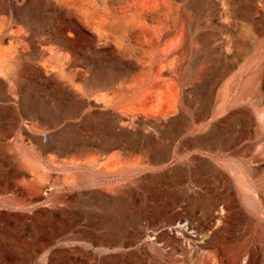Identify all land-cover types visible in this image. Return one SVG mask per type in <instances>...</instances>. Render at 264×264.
<instances>
[{"label":"rangeland","instance_id":"rangeland-1","mask_svg":"<svg viewBox=\"0 0 264 264\" xmlns=\"http://www.w3.org/2000/svg\"><path fill=\"white\" fill-rule=\"evenodd\" d=\"M172 1L176 128L143 39L98 36L155 0H0V264H178L222 229L210 264L264 262V0Z\"/></svg>","mask_w":264,"mask_h":264},{"label":"bare ground","instance_id":"bare-ground-1","mask_svg":"<svg viewBox=\"0 0 264 264\" xmlns=\"http://www.w3.org/2000/svg\"><path fill=\"white\" fill-rule=\"evenodd\" d=\"M174 6L176 5L173 3L172 0H155L154 7L150 9L149 11H142V10L130 9V8L126 10L125 8H123L121 11L123 15L120 17H116L112 20H108L106 23L102 24L100 28L101 31L98 35L100 39H103L106 41L110 39L119 40L122 43L124 50L131 49V48L137 49L134 45H132V43L137 42L139 38L143 39V42L140 44V49L143 52L147 60L148 66H149L148 70L144 69L143 71L150 72L152 75L155 76V80L153 82V86L155 88H161L164 84L167 83V86L172 89L173 94H174L173 105H171L169 111L167 112V116L160 114L157 117L151 118L150 120H148V122L151 124H156V122L158 121L167 120V127H169L177 119L178 117L177 114L179 112L178 103H179L180 98L185 93V89L180 84V79H181L180 71H181L182 60H183V47L179 43V40L183 34L184 14L182 12V7L176 6L174 9ZM174 10H176L175 18H173L172 16ZM149 23H152L153 25H149ZM27 102L28 101L26 100L23 101L25 105ZM169 103L172 104L171 102ZM177 126H178L177 123H174L172 127L176 128ZM168 137L169 136L167 134V139ZM202 137L200 138L201 140H202ZM204 139H207V141H210V143L208 142V144H210L211 147H214V145L215 146L219 145L223 148L226 147L231 141V140L226 141V139L224 140L223 138H221V136H219L215 128L212 131H210L208 135L204 137ZM180 198L197 201L196 205L200 204V201H202L199 197H196L193 195L188 196V194H185V193L184 195H182V197L180 196L176 197L177 200H179ZM177 200H172V202H167V207H170L171 209H175L176 206L178 205ZM212 205H214V203H210V202L207 203L208 208ZM193 207H196V206H193ZM193 207L189 206L188 209L189 210L193 209ZM175 216H177V214ZM220 220L221 218H218V219L216 218L215 222H220ZM117 224L118 223L116 222H111L110 225H112V227L113 226L117 227L118 226ZM224 233H226L224 229H222L221 231L214 232L209 241L205 242L204 245H200L199 247H196V249L197 250H207L208 253L210 249L217 250L218 244L223 240ZM261 237L264 238V235L263 236L261 235ZM262 243H264V240ZM234 245L235 247H237L236 244ZM259 252L260 250L259 251L257 250L256 252H249L250 256H249V259H247L246 264H264L263 260L261 263L259 261V258H258ZM208 253L203 252L201 253V256L198 255L199 258H196V259H192L188 261L186 260V261H182L179 263L177 261L176 262L178 264H210L212 262L211 261L212 257L210 258V256L212 255L210 254L209 256ZM216 262L217 261H213L214 264ZM156 263H157L156 257L155 259L148 260V261L140 260L139 262H132V261L125 262V264H156Z\"/></svg>","mask_w":264,"mask_h":264}]
</instances>
